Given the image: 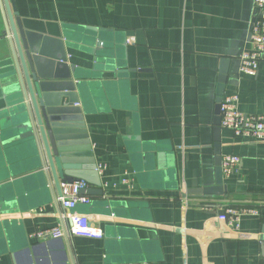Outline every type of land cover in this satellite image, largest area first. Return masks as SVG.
I'll return each instance as SVG.
<instances>
[{"label":"crops","instance_id":"obj_1","mask_svg":"<svg viewBox=\"0 0 264 264\" xmlns=\"http://www.w3.org/2000/svg\"><path fill=\"white\" fill-rule=\"evenodd\" d=\"M13 3L24 29L63 39L73 80L83 82L81 128L102 169L103 195L89 194L74 212L89 216L102 238L29 237L70 223L58 197L40 188L44 177L33 176L34 143L0 126V264H264V140L217 133L214 125L221 84V99L236 92L241 113L264 114V62L255 77L239 73L253 0ZM98 41L114 74L97 62ZM13 70L0 10V109ZM217 148L221 157L240 158L222 177L227 192L189 194L214 186ZM228 205L260 214L230 229Z\"/></svg>","mask_w":264,"mask_h":264},{"label":"water","instance_id":"obj_2","mask_svg":"<svg viewBox=\"0 0 264 264\" xmlns=\"http://www.w3.org/2000/svg\"><path fill=\"white\" fill-rule=\"evenodd\" d=\"M0 10L14 63V70L9 75L16 77V81L9 85L11 93L0 109V126L12 125L14 136H22L34 143L33 157L39 163L38 171L33 176L38 179L44 177L45 181L39 180L40 188H48L54 200L55 196H60V183L71 184L80 180L95 187L88 189V194L102 196L101 180L91 145L85 129L81 128L84 123L83 105L81 107L79 104H84V94L81 95L79 91L83 82L77 79L75 83L73 80L76 73L74 67L67 64L63 39L24 29L13 0H0ZM101 44V41L96 43L97 62L112 65L105 61L109 57L100 50ZM101 70L112 74L116 71L113 65L101 67ZM224 81L225 77L221 76L220 82ZM222 89L221 84L214 120L217 133L220 129ZM215 153L217 169L214 186L189 191V194L223 196L227 192L220 168V150L217 148ZM33 176L23 179L26 188ZM16 195L21 194L16 192Z\"/></svg>","mask_w":264,"mask_h":264},{"label":"built area","instance_id":"obj_3","mask_svg":"<svg viewBox=\"0 0 264 264\" xmlns=\"http://www.w3.org/2000/svg\"><path fill=\"white\" fill-rule=\"evenodd\" d=\"M254 17L249 24L246 43L249 49L244 51L239 57V73L255 77L258 73L259 65L264 62V0H253ZM220 127L227 129L236 137L245 139L264 140V114L247 115L238 109V95L236 92L224 97L220 103ZM240 163V158L235 155L221 157V173L223 178H228L235 172ZM101 167L96 171L101 174ZM123 183L128 187L129 179L124 178ZM89 185L86 181L80 180L71 184L60 183V196L58 202L61 208L67 213L62 216V221L68 219L70 225H58L53 228L36 229L30 238L36 240H56L67 235L76 237H87L101 239L102 233L95 226L91 225L87 215L78 214L75 208L78 205L90 203V196L87 193ZM225 222L230 229H237L240 221L244 217L259 216L260 211L254 207L228 205L224 209ZM263 247L264 258V233L260 240Z\"/></svg>","mask_w":264,"mask_h":264}]
</instances>
